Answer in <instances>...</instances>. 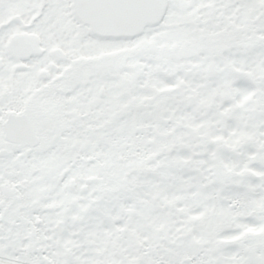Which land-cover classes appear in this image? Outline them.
Instances as JSON below:
<instances>
[{
    "label": "snow or ice",
    "instance_id": "obj_1",
    "mask_svg": "<svg viewBox=\"0 0 264 264\" xmlns=\"http://www.w3.org/2000/svg\"><path fill=\"white\" fill-rule=\"evenodd\" d=\"M0 264H264V0H0Z\"/></svg>",
    "mask_w": 264,
    "mask_h": 264
}]
</instances>
